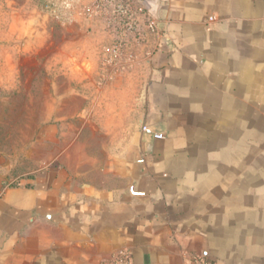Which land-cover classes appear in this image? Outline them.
<instances>
[{"label": "crops", "instance_id": "1", "mask_svg": "<svg viewBox=\"0 0 264 264\" xmlns=\"http://www.w3.org/2000/svg\"><path fill=\"white\" fill-rule=\"evenodd\" d=\"M138 2L157 30L112 81L104 22H28L43 111L0 150V264H264V0Z\"/></svg>", "mask_w": 264, "mask_h": 264}, {"label": "rangeland", "instance_id": "2", "mask_svg": "<svg viewBox=\"0 0 264 264\" xmlns=\"http://www.w3.org/2000/svg\"><path fill=\"white\" fill-rule=\"evenodd\" d=\"M124 2L125 0H0V150L19 152L25 148L38 126L37 116L43 111L44 94L37 91L36 85L39 83L43 86L46 82L45 53L40 52L42 60L38 64L34 59H19L20 55L27 57L23 56L25 50L22 42L30 37L28 22L32 20L34 23L37 19L53 23L60 36L59 21L67 17L66 10L72 8H67V4L74 7L70 10L69 18L78 14L81 16V8L86 19L104 22L114 36L105 57L106 72L108 67L123 66L121 71L108 79L112 81L134 66L140 46L154 32L149 27L148 16L145 10L141 11L138 0H131L133 18L137 20L136 28L127 30L121 25L112 26L111 20L116 7ZM118 18V21L125 20L123 16ZM114 49L120 50V56H111ZM109 60L111 63L108 66ZM38 73L39 77L36 76Z\"/></svg>", "mask_w": 264, "mask_h": 264}, {"label": "built area", "instance_id": "3", "mask_svg": "<svg viewBox=\"0 0 264 264\" xmlns=\"http://www.w3.org/2000/svg\"><path fill=\"white\" fill-rule=\"evenodd\" d=\"M117 9L114 11V17L111 20V24L112 26L114 25H121L124 29L127 30H133L134 28H136L137 26V20L133 18V6L131 3V0H125V2L122 5H118L116 7ZM142 11V9H141ZM118 16H123L125 18V20L122 21H118L120 18H118ZM215 18L211 17L210 21H214ZM149 27L153 30L156 31L157 30V25L155 22H149ZM111 56H120V50H116L114 49L111 53ZM111 61H108V66L110 65ZM110 70H108V74L109 75H113L115 73H117L118 71H121L123 66H117V67H109ZM144 131L148 134H152L154 136L155 139L157 140H161L164 139V135L163 134H158V133H154L153 131H151L148 128H144ZM111 264H132V259H131V254L129 251H122L119 253V255L117 257H115V259L112 261ZM199 264H217L215 262H211V261H201Z\"/></svg>", "mask_w": 264, "mask_h": 264}, {"label": "water", "instance_id": "4", "mask_svg": "<svg viewBox=\"0 0 264 264\" xmlns=\"http://www.w3.org/2000/svg\"><path fill=\"white\" fill-rule=\"evenodd\" d=\"M134 192V191H133Z\"/></svg>", "mask_w": 264, "mask_h": 264}]
</instances>
